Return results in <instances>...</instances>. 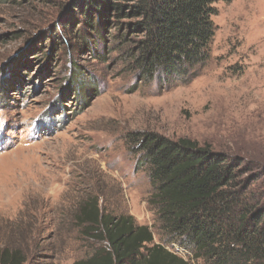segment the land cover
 Wrapping results in <instances>:
<instances>
[{
  "label": "rangeland",
  "instance_id": "1",
  "mask_svg": "<svg viewBox=\"0 0 264 264\" xmlns=\"http://www.w3.org/2000/svg\"><path fill=\"white\" fill-rule=\"evenodd\" d=\"M79 3L0 0V247L28 264L84 259L98 243L74 216L95 198L189 260L159 235L139 140L188 138L264 167V0L218 2L210 61L164 85L128 65L124 21Z\"/></svg>",
  "mask_w": 264,
  "mask_h": 264
},
{
  "label": "trees",
  "instance_id": "2",
  "mask_svg": "<svg viewBox=\"0 0 264 264\" xmlns=\"http://www.w3.org/2000/svg\"><path fill=\"white\" fill-rule=\"evenodd\" d=\"M233 1L80 0L79 5L95 9L98 19L124 21L128 65L142 79L164 85L184 83L210 61L216 4ZM139 146L159 235L166 244L182 240L189 260L156 244L149 226L131 216L104 214L98 199L88 198L74 218L83 236L99 246L73 264H264L263 166L188 138L148 132ZM0 264H28V257L23 248L4 246Z\"/></svg>",
  "mask_w": 264,
  "mask_h": 264
}]
</instances>
